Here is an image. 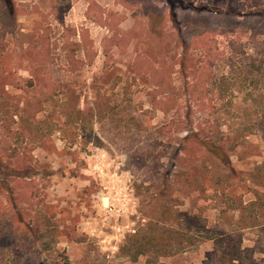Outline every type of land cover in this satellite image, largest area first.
<instances>
[{"label": "rangeland", "instance_id": "obj_1", "mask_svg": "<svg viewBox=\"0 0 264 264\" xmlns=\"http://www.w3.org/2000/svg\"><path fill=\"white\" fill-rule=\"evenodd\" d=\"M162 1L0 0V264H264V0Z\"/></svg>", "mask_w": 264, "mask_h": 264}, {"label": "trees", "instance_id": "obj_2", "mask_svg": "<svg viewBox=\"0 0 264 264\" xmlns=\"http://www.w3.org/2000/svg\"><path fill=\"white\" fill-rule=\"evenodd\" d=\"M5 2L8 6V11L10 13L12 11L11 8H13V6L12 5L10 6L7 0H5ZM53 98L54 97L52 96V100ZM78 98L79 97L76 96L74 92H71L69 96L70 100L69 99L65 100V102L59 106L58 108L59 110H56V111H59V114L61 115V117L66 119L67 124H72V126L74 127H79L83 130L90 129L95 119L99 117V115H101L102 112L104 113L105 111H107L108 115H112V112H114V110L110 109L109 106H107L108 108H106L105 107L106 104L104 102H101V99H98V101L97 100L94 101L92 103V106L90 107L86 106V108L81 109L80 104H79L80 98L79 99ZM21 119L23 121H27L22 116H21ZM175 125H176V121L173 120L171 123H168L162 126L159 130L161 131L163 136L170 139L173 137V134H174L173 126ZM40 131H41L40 128L34 127V124H30L28 126H24L22 130L20 129L18 136L22 140L34 139L35 137L44 139L45 136L41 135ZM201 143H202V147L205 150H207L217 160H220L223 163L224 167H226L228 170L234 171V169L231 168L230 159L228 158L226 154L227 151L224 149L223 146L219 145L218 143H215L212 141H205V140H202ZM1 166L7 169L8 175L11 173L12 170L9 169L8 164H6L4 160H2ZM206 167H209V166H206ZM251 207H252V204H251ZM187 216L192 221V222L189 221V224L192 227L186 231V233L189 234L190 236L187 240V243H191V242L195 243L196 242L195 239L199 238L201 239V241H203V243L214 242L216 244L217 243L219 244L220 238L217 236V234L213 230L211 231L210 228H206L201 225L202 221L206 222L203 218H199V220H197L196 218L197 216H190V215H187ZM253 227H257V226H253ZM237 247L238 245H236L235 248L230 249L228 250V252H226L227 257L228 258L230 257L231 262L241 260L239 253L240 251H242L241 250L242 248H237ZM141 254H143V252H141ZM40 264H43V263H40ZM67 264H69V262Z\"/></svg>", "mask_w": 264, "mask_h": 264}, {"label": "crops", "instance_id": "obj_3", "mask_svg": "<svg viewBox=\"0 0 264 264\" xmlns=\"http://www.w3.org/2000/svg\"><path fill=\"white\" fill-rule=\"evenodd\" d=\"M89 1H91V0H80V3H79L77 6L73 7V11H72V13L70 14L68 24H72V23H74L75 21H78V20L82 21L81 18H80V14L83 12L84 7L82 8V7H81V4H82V2H83L84 4H86V11H87V7L90 6ZM95 1H96L98 4H100L101 7H102L103 9H109V10H116V11H119V8H116V7H115V4H116L117 1H120V0H109L108 5H105V6H103V5L100 3L99 0H95ZM119 3H120V2H119ZM119 3H118V4H119ZM163 4H164V1L161 0V6H162V7H163ZM88 5H89V6H88ZM119 5H120V6H123L122 3H120ZM152 9H153V8H149V7L147 6V10H148V12L145 14V15L148 17V23H149L150 26L154 25V22H153V16H152V11H151ZM182 9H184V8L182 7ZM86 11H85V12H86ZM161 11H162V8H161ZM83 14H84V12H83ZM85 19H86V17H85ZM170 21L172 22L173 26L178 30V29H179V26H180V25H179V24H180V23H179V18H178L177 13H175L174 11H172V13L170 14ZM80 25H81V24H80Z\"/></svg>", "mask_w": 264, "mask_h": 264}]
</instances>
